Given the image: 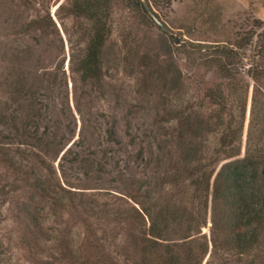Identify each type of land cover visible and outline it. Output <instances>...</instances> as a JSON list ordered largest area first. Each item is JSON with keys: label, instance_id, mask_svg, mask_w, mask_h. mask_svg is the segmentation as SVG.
Returning a JSON list of instances; mask_svg holds the SVG:
<instances>
[{"label": "rangeland", "instance_id": "rangeland-1", "mask_svg": "<svg viewBox=\"0 0 264 264\" xmlns=\"http://www.w3.org/2000/svg\"><path fill=\"white\" fill-rule=\"evenodd\" d=\"M71 1L0 0V264H70L69 247L74 264H132L126 238L136 231L123 218L133 208L157 221L166 204L194 215L191 188L167 176L181 166L170 128L179 121L168 119L173 108L191 122L210 114V133L182 140L215 146L219 113L200 105L204 86L220 83L227 108L247 87L241 148L245 143L255 83L244 70L263 39L264 0H140L167 31L115 0L98 80L77 71L88 24L71 13ZM247 32L255 33L239 49L235 81L193 52L192 45L235 46ZM183 42L188 51L178 49ZM170 66L181 72L176 94ZM260 91L256 101L264 103ZM209 214L205 238L194 221L187 228L168 223L167 243H188L182 255L193 254L189 264H264V225L253 248L236 258L211 253Z\"/></svg>", "mask_w": 264, "mask_h": 264}, {"label": "trees", "instance_id": "trees-1", "mask_svg": "<svg viewBox=\"0 0 264 264\" xmlns=\"http://www.w3.org/2000/svg\"><path fill=\"white\" fill-rule=\"evenodd\" d=\"M114 1H71V13L83 18L88 24V37L83 54L77 62V71L83 80H98L100 78L103 47L108 35V20ZM126 1L133 8L141 10L145 21L154 22L144 7V3H146L154 12L148 1ZM154 14L157 16L155 12ZM164 33L166 34V32ZM253 33L255 32H247L242 35L239 41H236L235 46L192 45L193 52L205 54L206 57L202 60V64H208L228 80L235 81V75L240 70L237 64L242 56L239 49L251 42ZM259 36H262L263 39L252 54L251 61L253 63L244 70L253 79L255 86L251 97L248 129L242 148L240 140L242 139L246 112L247 87L244 88V95L238 93L234 95L235 107L227 108L226 92L220 83L213 87L204 86L200 105L212 106L215 109L214 112L219 113L215 115L217 130L211 131L217 135L215 146L212 147H208L204 143L192 145V141L185 144L182 140L187 135L191 138H202L203 131L209 132L207 120L210 119V114L196 116L194 118L196 122H191L190 115L185 114L183 110L173 108L170 112L171 116L168 121L170 123L179 121L177 125L171 123L170 128L173 130L172 134L174 132L177 134L176 148L181 166L167 176L171 178L169 180L173 179L175 185L182 183L191 188L196 198V208L192 207L196 213L186 215L181 213L179 205L175 207L174 204H166L161 209L164 212L162 214L165 215L157 221L155 218L148 217V213H143L144 211L141 209L133 208L132 214L123 218L130 221L128 229L136 231V233L130 232L126 238V248L131 253H127L126 258L137 259L134 262L132 259V264H189V261L193 259V254L192 256L189 253L182 255L184 246L189 244L184 243V246L182 243L168 244L167 224L172 223V225L183 227L187 222V228L191 225L190 221H194L196 222L195 227L198 225L199 238H205L204 227L207 223L208 209L210 212L208 235L211 253L220 251L237 258L255 245L258 229L264 225V126H262L263 129L255 128L257 122L264 124V103L256 101V98L262 94L260 90L264 89L262 83L264 80V26ZM178 42L173 41L174 44H178ZM190 45L186 42L179 43L178 49L188 51L186 49ZM257 58L263 60L262 63L255 62ZM170 69L174 73L169 79V87L176 94L182 81L181 72L172 66ZM233 89L235 88L233 87ZM260 104L262 107L259 106ZM229 109L232 110L228 111ZM4 117L5 113L1 112L2 121ZM158 148L162 152L164 146L159 145ZM33 219L35 220V218H32L34 222ZM189 239L193 240L194 236ZM173 247H178V253H172ZM187 247L190 249V246ZM69 250V263L74 264L76 253L73 247H69ZM205 250H207V243H205Z\"/></svg>", "mask_w": 264, "mask_h": 264}, {"label": "water", "instance_id": "water-1", "mask_svg": "<svg viewBox=\"0 0 264 264\" xmlns=\"http://www.w3.org/2000/svg\"><path fill=\"white\" fill-rule=\"evenodd\" d=\"M144 7L147 11V13L152 17L154 22L159 25L163 30L167 31L168 27L159 20V18L154 14V12L149 8V6L144 3Z\"/></svg>", "mask_w": 264, "mask_h": 264}]
</instances>
